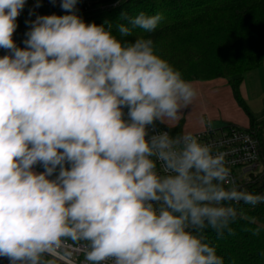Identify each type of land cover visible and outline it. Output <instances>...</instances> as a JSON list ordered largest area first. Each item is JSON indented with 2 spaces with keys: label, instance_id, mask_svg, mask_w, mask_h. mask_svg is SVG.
Masks as SVG:
<instances>
[{
  "label": "clouds",
  "instance_id": "1",
  "mask_svg": "<svg viewBox=\"0 0 264 264\" xmlns=\"http://www.w3.org/2000/svg\"><path fill=\"white\" fill-rule=\"evenodd\" d=\"M78 2L26 21L21 48L13 35L26 0H0V257L225 264L208 233L235 235L240 206L264 194L238 188L224 153L197 135L157 128L178 121L196 92L152 39L123 38L153 32L162 15L124 11L116 35L111 22L86 23Z\"/></svg>",
  "mask_w": 264,
  "mask_h": 264
},
{
  "label": "trees",
  "instance_id": "2",
  "mask_svg": "<svg viewBox=\"0 0 264 264\" xmlns=\"http://www.w3.org/2000/svg\"><path fill=\"white\" fill-rule=\"evenodd\" d=\"M47 1L50 0H40L42 15L66 14L60 8V0L45 6ZM34 4L36 0H26L21 11L23 18L16 22L17 35L28 29L26 21ZM89 5L80 17L97 25L111 22L116 35L115 24L120 22L122 12L160 13L163 19L153 32L135 29L132 36L123 39H152L156 53L189 82L225 80L264 153V124L254 118L240 94L244 76L264 65V0H127L119 5L116 0H89ZM177 127L181 129L182 124ZM243 189L264 194V175ZM240 211L243 218L233 225L235 235L216 240L214 233L209 232V238L217 245L225 264H264V203L255 208L241 205ZM256 227L261 229L257 236L243 230Z\"/></svg>",
  "mask_w": 264,
  "mask_h": 264
},
{
  "label": "built area",
  "instance_id": "3",
  "mask_svg": "<svg viewBox=\"0 0 264 264\" xmlns=\"http://www.w3.org/2000/svg\"><path fill=\"white\" fill-rule=\"evenodd\" d=\"M53 5L50 1L45 3V6ZM90 5L89 0H81L76 6L77 14H82L88 11ZM33 15H29L27 21L35 20L37 15H41V10L36 7L32 10ZM23 13L21 12L17 18V21L22 20ZM29 27L22 34L13 35V39L17 46L23 45V41L26 39L25 33L29 30ZM5 51L0 49V52ZM157 128L161 131H169L170 135L176 136L186 133L181 127L178 129L175 127H168L166 125H157ZM199 138V140L205 144H208L214 153H224L225 164L230 170L231 178L238 188L243 189L251 181L264 175V153H262L261 146L254 133L248 128H241L234 125H224L222 127H212L210 124L206 125L202 130L191 132ZM71 249V243L68 245ZM83 256L73 255L72 251L60 260L57 264H81Z\"/></svg>",
  "mask_w": 264,
  "mask_h": 264
},
{
  "label": "crops",
  "instance_id": "4",
  "mask_svg": "<svg viewBox=\"0 0 264 264\" xmlns=\"http://www.w3.org/2000/svg\"><path fill=\"white\" fill-rule=\"evenodd\" d=\"M6 54V51L0 52V56ZM206 82H195L200 90L199 94V103L205 107L208 104L218 107H226L229 112L233 113L237 110L243 112L239 106L236 104L230 87L227 85V82L223 79H216L212 81ZM240 94L247 105L248 109L253 114L254 118L262 124H264V65L261 68L247 73L243 81L240 85ZM244 113V112H243ZM244 115V114H243ZM245 119L240 121H233V122H222L223 124L219 126L212 125V118H209L208 115H203L200 121L197 122H185V120L179 121L182 124V128L186 132H196L202 130L206 125L210 124L212 127H222L224 125H234L241 128H249V119L246 115H244ZM216 121V120H213ZM219 121V120H218ZM223 121V120H221ZM229 121V120H228ZM190 122V123H189ZM176 125L168 126V127H175ZM264 137V136H262ZM264 140V138H262ZM35 171L36 168H35ZM40 172V171H37Z\"/></svg>",
  "mask_w": 264,
  "mask_h": 264
},
{
  "label": "rangeland",
  "instance_id": "5",
  "mask_svg": "<svg viewBox=\"0 0 264 264\" xmlns=\"http://www.w3.org/2000/svg\"><path fill=\"white\" fill-rule=\"evenodd\" d=\"M15 33H16V31H15ZM190 83H191L192 87L194 88L196 95H195L192 103L180 113V119L178 121L172 122L171 126L178 124V122L182 121V120H185V122L200 121L201 117H203L204 114L208 115L209 118L216 120V121L212 120L213 126H219V125L223 124L224 122H226V123L230 122L231 123L233 121H240L241 118L245 119L244 118L245 114L239 110L231 113L228 111V109L226 107L222 108V107H218V106H213L211 104H208L205 107H203L199 103V96H200L199 92H200V90L197 88L198 86L196 84H194L195 82H190ZM206 83H208V82H206ZM262 118H264V116H262ZM221 120H223V121H221ZM166 126H168V125H166Z\"/></svg>",
  "mask_w": 264,
  "mask_h": 264
},
{
  "label": "water",
  "instance_id": "6",
  "mask_svg": "<svg viewBox=\"0 0 264 264\" xmlns=\"http://www.w3.org/2000/svg\"><path fill=\"white\" fill-rule=\"evenodd\" d=\"M0 264H9V261L3 257H0Z\"/></svg>",
  "mask_w": 264,
  "mask_h": 264
}]
</instances>
